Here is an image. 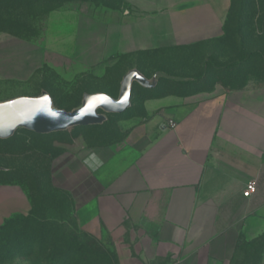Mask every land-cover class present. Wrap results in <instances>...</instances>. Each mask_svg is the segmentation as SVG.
Masks as SVG:
<instances>
[{
	"label": "crops",
	"instance_id": "1",
	"mask_svg": "<svg viewBox=\"0 0 264 264\" xmlns=\"http://www.w3.org/2000/svg\"><path fill=\"white\" fill-rule=\"evenodd\" d=\"M125 2V17L105 26L100 52L101 64L111 62L120 76L134 68L147 74L140 59L182 48L189 49L183 58L205 59L196 50L223 35L230 5ZM45 41L64 58L87 53L72 11L49 14ZM183 65L177 74L199 71ZM192 86L149 91L134 105L122 137L92 147L74 144L53 160L52 182L60 176L61 187L77 196L78 214L92 210L109 228L131 225L155 264H235L246 247L263 251L264 264V87ZM249 182L256 191L245 198Z\"/></svg>",
	"mask_w": 264,
	"mask_h": 264
},
{
	"label": "rangeland",
	"instance_id": "2",
	"mask_svg": "<svg viewBox=\"0 0 264 264\" xmlns=\"http://www.w3.org/2000/svg\"><path fill=\"white\" fill-rule=\"evenodd\" d=\"M126 10L125 0H0V107L47 97L48 112L71 113L89 95L118 99L123 76L111 62L101 64L100 52L106 24L122 20ZM53 11L77 14L85 55L64 58L47 50ZM188 51L140 59L147 74L132 70L144 84L132 82L130 105L122 113L98 110L103 123L49 133L21 126L0 137V264H155L148 244L131 225L109 228L94 219L92 210L78 214L77 196L61 187L60 176L52 182L51 166L71 145L92 147L122 137L134 105L161 86L193 84L191 91L217 85L228 90L264 87V0H230L223 35L196 50L207 57L183 58ZM190 63L199 71L175 72ZM243 255L235 264L262 263L263 251L246 247Z\"/></svg>",
	"mask_w": 264,
	"mask_h": 264
},
{
	"label": "water",
	"instance_id": "3",
	"mask_svg": "<svg viewBox=\"0 0 264 264\" xmlns=\"http://www.w3.org/2000/svg\"><path fill=\"white\" fill-rule=\"evenodd\" d=\"M133 81L144 84L145 79L136 70H130L123 76L118 99L104 94L89 95L84 98L82 108L71 113L48 112L47 97L14 100L0 107V137L10 136L21 126L36 133H49L72 126L103 123L105 117L98 110L122 113L129 107V89Z\"/></svg>",
	"mask_w": 264,
	"mask_h": 264
},
{
	"label": "built area",
	"instance_id": "4",
	"mask_svg": "<svg viewBox=\"0 0 264 264\" xmlns=\"http://www.w3.org/2000/svg\"><path fill=\"white\" fill-rule=\"evenodd\" d=\"M167 126L169 128H173L175 126V122L173 120H168ZM255 191H256L255 184L252 182H249L246 184L242 194L245 198H249L255 193Z\"/></svg>",
	"mask_w": 264,
	"mask_h": 264
}]
</instances>
